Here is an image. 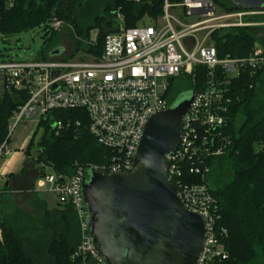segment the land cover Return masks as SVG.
I'll return each mask as SVG.
<instances>
[{
    "label": "built area",
    "instance_id": "1",
    "mask_svg": "<svg viewBox=\"0 0 264 264\" xmlns=\"http://www.w3.org/2000/svg\"><path fill=\"white\" fill-rule=\"evenodd\" d=\"M138 4L142 0H131ZM154 2L156 0H149ZM160 14L145 16L134 27H126L116 11L115 26L104 38L101 53H88L63 61H1L0 73L7 91H23L28 99L9 120V138L21 119L45 120L54 111H80L88 122V134L108 152L101 167L76 165L70 176L42 175L47 192L59 207H69L79 222L80 240L70 255L72 264H106L97 254L85 218L82 187L90 168L102 173H130L133 156L148 118L169 108L166 100L172 79H197L202 68L206 79L183 116L180 140L174 151L164 156L166 175L177 190L184 207L204 220L205 240L197 264H212L225 258L214 226L218 219L216 203L208 189L205 159L223 154L228 138V98L231 81L244 73L264 70V51L255 46L242 58H219L211 43L216 31L242 29L259 24L254 18L264 10L218 11L211 0H160ZM154 9V8H153ZM53 31L63 23L53 20ZM86 42L92 46L96 33ZM58 134L72 123L51 122ZM77 126L79 122H76ZM0 145V158L7 155ZM194 158L195 165L185 162ZM38 192V191H35ZM2 233L0 229V240Z\"/></svg>",
    "mask_w": 264,
    "mask_h": 264
},
{
    "label": "trees",
    "instance_id": "2",
    "mask_svg": "<svg viewBox=\"0 0 264 264\" xmlns=\"http://www.w3.org/2000/svg\"><path fill=\"white\" fill-rule=\"evenodd\" d=\"M211 1L221 4L226 12L241 10L229 0L227 3ZM160 9V0H142L138 4L131 0H0V38L9 39L34 29L52 36L50 23L56 20L68 25L74 37L71 52L63 61L72 60L80 52L98 57L105 35L115 26L113 16L116 11L123 15L128 28L136 26L142 14L156 18ZM261 29L216 31L211 36V43L219 58H242L256 45L264 48V44L255 38ZM94 30L97 31L96 42L87 46L89 34ZM50 54L42 51L36 59L41 62L52 60ZM195 72L198 76L195 84L191 77L184 78L190 91H198L206 79L202 68ZM228 89V123L224 129L228 142L223 154L205 159L209 170L208 189L216 203L218 217L214 232L225 253V258H218L212 264H264V72L253 76L244 73L231 81ZM27 99L23 91L4 88L0 96V145L9 141V120ZM238 119L241 121L236 125ZM57 120H68L72 126L55 134L51 122ZM76 122H79L78 126ZM87 127L88 122L80 111H54L38 122L25 150L26 155L31 161L34 158L40 171L49 168L59 176L72 175L76 165L101 167L108 152L88 134ZM38 130L41 135L34 144ZM196 162L191 158L185 166L189 168ZM42 175L43 172L36 174ZM12 178L7 177L0 189V264H72L69 258L78 246L80 236L79 222L71 208L57 204L47 208L46 203L35 196L34 206L39 209V217L33 218L14 206L13 213L9 214L5 210L3 193L10 189Z\"/></svg>",
    "mask_w": 264,
    "mask_h": 264
},
{
    "label": "water",
    "instance_id": "3",
    "mask_svg": "<svg viewBox=\"0 0 264 264\" xmlns=\"http://www.w3.org/2000/svg\"><path fill=\"white\" fill-rule=\"evenodd\" d=\"M237 9L264 8V0H229ZM57 52H51L50 56ZM194 91L148 118L130 173L90 168L82 187L85 223L106 264H197L204 220L188 211L166 175L164 156L177 146Z\"/></svg>",
    "mask_w": 264,
    "mask_h": 264
},
{
    "label": "rangeland",
    "instance_id": "4",
    "mask_svg": "<svg viewBox=\"0 0 264 264\" xmlns=\"http://www.w3.org/2000/svg\"><path fill=\"white\" fill-rule=\"evenodd\" d=\"M222 3H227V0H219ZM218 11H224L221 4L218 2H213ZM153 10V9H152ZM246 10V9H245ZM261 10H264L261 9ZM146 14H142V17L137 20V23L145 19ZM254 22H258L259 24H264V15H260L255 17ZM53 21V20H52ZM51 21V22H52ZM263 28L258 30L255 34V38H257L261 44H264V25H256L254 26ZM253 28V27H251ZM53 31V30H52ZM53 35L50 33H45L41 29L29 30V32L21 33L15 35L12 38L4 39L0 38V63L1 61H6L8 59L11 60H20V61H32L36 59L42 51H46L47 55L51 52H57L56 55L50 56L52 60L65 59L68 58L70 54V50L72 44L74 42V37L68 25L63 24L57 31H53ZM97 35V31H91L89 37L93 34ZM91 38V37H90ZM89 38V39H90ZM48 39V40H47ZM52 39V40H51ZM46 42V44H44ZM87 46H90L86 44ZM48 46V47H47ZM259 46V45H257ZM47 47V48H46ZM261 47V46H260ZM46 48V49H45ZM45 49V50H44ZM264 51V48H262ZM83 53H78L75 57L82 55ZM74 57V58H75ZM257 72H264V70H260ZM172 82V86L170 88V95L168 98V105L172 106L179 99L185 97L187 93L190 91L188 89V82L186 79L181 77L175 78ZM193 80L191 79V82ZM241 120H237L236 125L240 124ZM37 124L35 120L21 119L17 125V128L12 132L9 137L12 141L15 135L18 133V130L22 128V131L19 136V141H22L24 137H31L33 132L37 128ZM41 135V130L35 134L34 144L38 141L39 136ZM26 139V138H25ZM40 166H37L34 162V158L31 160L26 159L25 171L19 175H16V179L10 180L12 181V185L9 190L3 193L5 198V210L10 214L13 213L12 206L17 209H21L25 211L30 216L39 217V209L34 206V198L37 196L39 199H42L47 208H53L57 203L56 199L52 194L47 192V185L45 184L43 177L36 176L37 173L43 172L45 176L51 175L52 171L47 168L43 171H40ZM36 176V177H35ZM35 177V178H34ZM34 179V180H33ZM34 182V183H33ZM33 184V185H32ZM3 183L0 182V189L2 188ZM38 191V192H35ZM11 206V207H10Z\"/></svg>",
    "mask_w": 264,
    "mask_h": 264
},
{
    "label": "crops",
    "instance_id": "5",
    "mask_svg": "<svg viewBox=\"0 0 264 264\" xmlns=\"http://www.w3.org/2000/svg\"><path fill=\"white\" fill-rule=\"evenodd\" d=\"M4 92L3 76L0 73V96ZM22 128L18 130L13 141L12 138L6 143L7 155L0 158V182L5 184L7 177H13L11 180L16 179V175L25 169L26 159V148L31 141V137H24L22 141H19V136ZM26 138V139H25Z\"/></svg>",
    "mask_w": 264,
    "mask_h": 264
},
{
    "label": "flooded vegetation",
    "instance_id": "6",
    "mask_svg": "<svg viewBox=\"0 0 264 264\" xmlns=\"http://www.w3.org/2000/svg\"><path fill=\"white\" fill-rule=\"evenodd\" d=\"M170 107V106H169Z\"/></svg>",
    "mask_w": 264,
    "mask_h": 264
}]
</instances>
